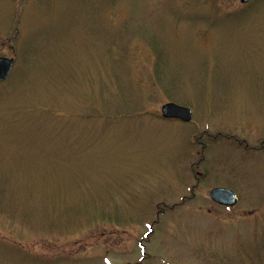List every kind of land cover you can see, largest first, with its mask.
Returning <instances> with one entry per match:
<instances>
[{"label": "rangeland", "instance_id": "374dc122", "mask_svg": "<svg viewBox=\"0 0 264 264\" xmlns=\"http://www.w3.org/2000/svg\"><path fill=\"white\" fill-rule=\"evenodd\" d=\"M0 57V264H264V0H0Z\"/></svg>", "mask_w": 264, "mask_h": 264}, {"label": "water", "instance_id": "95a60500", "mask_svg": "<svg viewBox=\"0 0 264 264\" xmlns=\"http://www.w3.org/2000/svg\"><path fill=\"white\" fill-rule=\"evenodd\" d=\"M250 2L251 0H240L242 5H247ZM14 67V59L0 57V84L8 80ZM161 116L167 121L176 120L188 124L193 119V112L187 107L169 103L161 108ZM210 199L217 205L227 208H234L239 201L237 194L226 188H214L210 193Z\"/></svg>", "mask_w": 264, "mask_h": 264}, {"label": "flooded vegetation", "instance_id": "af4514ba", "mask_svg": "<svg viewBox=\"0 0 264 264\" xmlns=\"http://www.w3.org/2000/svg\"><path fill=\"white\" fill-rule=\"evenodd\" d=\"M197 180H199L198 178H197ZM214 204V203H213ZM216 205V204H215ZM218 206V205H217Z\"/></svg>", "mask_w": 264, "mask_h": 264}]
</instances>
